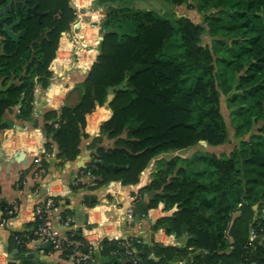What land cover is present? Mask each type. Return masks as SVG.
<instances>
[{
  "label": "trees",
  "instance_id": "16d2710c",
  "mask_svg": "<svg viewBox=\"0 0 264 264\" xmlns=\"http://www.w3.org/2000/svg\"><path fill=\"white\" fill-rule=\"evenodd\" d=\"M120 0H99L107 6L105 38L88 77L71 90L61 111L45 114L48 141L45 154L75 161L81 154L87 115L114 98L110 120L101 127L91 148L93 161L82 172L92 174V189L112 182L137 185L151 162L170 151L225 145L229 131L222 114L221 97L228 96L230 119L241 141L229 155L205 154L201 172L188 170L189 160L160 159L152 183L141 190L150 208L177 207L171 217L157 221L155 231L186 237L184 247H153L142 239L102 242L95 253L112 264H130L123 243L135 249L141 264H166L183 260L189 264H264V0H165L173 6L187 5L203 16L201 23L177 15L170 19L153 10L120 5ZM43 14L27 18L25 11L17 31L19 41L0 35V134L12 122L7 113L19 107L18 119L32 121L35 89L50 87V66L60 38L71 28L76 11L70 0H31L29 7ZM204 37L211 40L205 45ZM58 119L59 127L50 122ZM114 146H102L104 139ZM107 165V166H105ZM47 168L46 160L37 171ZM77 182V181H76ZM80 183L74 190L84 188ZM56 205L66 202L54 198ZM13 207L2 203L4 212ZM18 211V210H17ZM18 213V212H17ZM64 218L73 216L69 210ZM187 232L183 233V227ZM251 230L258 234V249L247 254ZM14 239L23 238L13 233ZM23 241V240H22ZM89 250L74 232L62 253L65 259L76 250ZM53 251V249H51ZM28 254L21 248L20 255ZM154 254L159 262L150 259Z\"/></svg>",
  "mask_w": 264,
  "mask_h": 264
},
{
  "label": "crops",
  "instance_id": "0c3cea01",
  "mask_svg": "<svg viewBox=\"0 0 264 264\" xmlns=\"http://www.w3.org/2000/svg\"><path fill=\"white\" fill-rule=\"evenodd\" d=\"M141 1L144 5H137L138 9L147 8L150 10L156 9L153 6L157 4V1L162 0ZM171 7L174 12L186 10L187 13H183V15L188 17H190L189 13H194V10L189 11L186 5L180 7L171 5ZM61 40L62 36L60 43ZM63 43L69 45L66 38ZM70 45L72 46V44ZM86 58H83L82 61H85ZM65 65L54 64L58 74L57 77L53 74L50 87L47 89L40 85L36 87L34 100L36 114L33 120L18 119L19 107H15L6 115L7 119L12 122V126L1 129L0 198L2 203L7 206H17L18 215L15 219L16 230L11 231L9 228L0 227V264H76L72 258L65 259L62 253L51 251L50 245L39 244L36 241L34 210L37 204H43L48 198L66 200L67 203L62 202L60 204L58 214L62 215L63 212L69 210L73 215L70 217L75 220L72 228L67 229L61 220L57 217L53 218V231L63 241L67 242L69 233L74 232L79 237H83L88 246L94 247L102 245L105 239L109 241L128 240L130 238L142 239L144 244H148L150 247L156 243L165 246L172 245L171 236L160 230L155 231L153 226L158 220L171 217L176 212L177 207L167 211L164 205L160 204L157 208L146 210L141 220L136 218V213L135 221L128 222L125 218L132 208L135 212L139 204L148 203V196L141 193V190L152 183L157 169L156 162L160 159L170 160L175 157L189 159L182 156V153L194 147L170 151L156 158L140 176L137 185L123 186L120 182H112L99 189H92L93 185L88 184L89 180L81 178V171L93 161L95 149L91 148V144L95 137L100 136L102 125L111 119L113 112L110 107L106 104L102 107L98 106L92 114L87 115L85 132L90 138L83 140L81 154L75 161L58 159L56 157L58 153L56 144L52 146L53 154L44 155L48 138H45L41 131L34 128L35 120H39L40 127L46 126L47 128L45 114L49 111H61L65 107V99L68 93L76 87L80 77L89 75V72H86L82 67H65ZM51 71L53 72V69ZM58 122V119H54L50 123L57 124ZM102 146L111 148L114 146V141L105 138ZM21 152L27 154L26 163L13 162V157ZM43 160H46L47 168L42 170L45 175L41 177L37 171L42 167ZM76 181L83 183L84 188L74 190ZM14 232L23 234V243H19L17 238L14 239ZM174 239L179 247H184L187 241L185 237L177 238L174 236ZM23 247L28 250V254L24 256L20 255ZM81 254L88 255L89 250L85 247ZM28 255L34 256L29 260L30 263H27ZM152 256L155 258V262L160 261V258L154 254ZM108 262L111 261H104L98 255L95 261H88L83 264ZM166 264H189V262L176 260Z\"/></svg>",
  "mask_w": 264,
  "mask_h": 264
},
{
  "label": "built area",
  "instance_id": "2783aa9c",
  "mask_svg": "<svg viewBox=\"0 0 264 264\" xmlns=\"http://www.w3.org/2000/svg\"><path fill=\"white\" fill-rule=\"evenodd\" d=\"M85 13V12H84ZM96 38L99 41V35L96 34ZM67 39L69 42V56L63 57V61L66 63L65 67L72 66V67H82L80 64L83 60L82 54L88 53L89 60L91 61L90 67H82L86 72H90L94 63H95V56L90 55V53H95V36L92 38V41L83 42L81 43L79 40L72 37L70 34H67V32H64L62 34V40L59 44L56 58L54 59L53 63L50 66V71L53 69L54 76L57 77L58 71L56 68H54V63L56 60L60 57V51H61V45L63 43L64 39ZM94 40V41H93ZM72 44V46L70 45ZM94 47L92 50H88L87 48ZM76 49V50H75ZM75 52L76 55V61L74 62L72 59V54ZM71 54V55H70ZM56 128L59 127V124L55 125ZM45 154V153H44ZM81 178H87L89 180L88 184H91L92 181V174L90 171L88 172H82ZM80 185V182L77 181L74 183L75 187H78ZM165 207V206H164ZM60 209V206L56 205L54 198H48L43 204H37L34 210V223H35V236L36 241L39 244H48L51 246L54 252L63 253L65 250L66 241H63L59 239V237L54 233L53 226H52V220L53 218L57 217L59 220H61L63 226L67 229H71L74 224V218L73 217H66L64 218L61 214H58ZM17 206H14L12 209H10L8 212H4L2 209V201L0 198V227L9 228L11 231L16 230L17 225L15 223V219L17 218L18 211ZM128 222L135 221V212L132 208L127 214L125 218ZM161 232L164 234H167L164 229H160ZM168 235V234H167ZM171 236V242L172 245L170 246H178L175 243L174 236ZM19 243H23L22 239L17 238ZM258 241V234L251 230L249 242L247 245V254L253 255L257 249L258 246L256 242ZM161 244V243H159ZM123 247L126 249V254L129 256L130 264H141V259L139 258V255L137 254V251L135 249H131L127 242H124ZM89 254L88 255H82L81 251L76 250L73 255L70 256L74 260L76 264H83L93 259V255L95 253H100L103 251V246L99 245L98 247L89 246Z\"/></svg>",
  "mask_w": 264,
  "mask_h": 264
},
{
  "label": "rangeland",
  "instance_id": "374dc122",
  "mask_svg": "<svg viewBox=\"0 0 264 264\" xmlns=\"http://www.w3.org/2000/svg\"><path fill=\"white\" fill-rule=\"evenodd\" d=\"M144 1H148V0H144ZM190 1L192 4L195 3V0H190ZM119 2L120 5L121 4L123 5L125 3L127 6L136 9L139 8L138 6L144 5L141 3L142 2L141 0H120ZM146 4L148 3L146 2ZM70 5L76 11V19L71 24V28L69 31H67V34H70L72 37L79 40L81 43L88 42L89 40L92 41V38L95 36V63H96L98 56L100 54V45L101 42L103 41L101 39V35L105 34L104 22H106L107 20L108 8L106 5L100 6L99 0H70ZM153 7H156V9H150V10L156 11L160 15H165V17L168 19L172 18L174 14H177L179 16V15H183V13H187L186 10L174 12L173 11L174 9L171 7V5L167 4L164 0L157 1V4ZM141 9L148 10L147 8H141ZM189 16L196 23H201L203 21L202 14H200L197 10H194V13H189ZM96 34L99 35V41L96 38L97 36ZM203 42L205 45L211 44V40L208 37H204ZM87 49L93 50L94 47H89ZM75 52L76 51H74V53L72 54V59L74 62L76 61ZM90 54L94 56V53H90ZM65 56L68 57L69 53L66 52ZM88 56H89L88 53L82 54L83 58L86 57L88 58ZM87 77H80V79L77 81V84L84 82ZM228 98H229L228 96H224V95L221 97L222 114L224 115L229 131L228 142L224 146H219V147H213V146H209L206 143H200L196 147L188 149L187 151L183 152L182 156L189 158L187 159L189 160L188 163L185 165V167L188 170L195 172L203 171L205 169V166L200 162V158H202V156H204L205 154H215L217 156L229 155L236 147L240 145L241 141L246 140L248 138V136H245L242 139H238L236 137L235 131L233 130L231 125V119H230L231 110L228 108V102H227Z\"/></svg>",
  "mask_w": 264,
  "mask_h": 264
},
{
  "label": "water",
  "instance_id": "95a60500",
  "mask_svg": "<svg viewBox=\"0 0 264 264\" xmlns=\"http://www.w3.org/2000/svg\"><path fill=\"white\" fill-rule=\"evenodd\" d=\"M29 0H17V2L15 1H12L11 4L9 6H6L5 8L1 9L0 10V15L3 16L4 14H9L10 12H13L15 11V9H26L27 12H28V18H30L32 15H37L39 16V18L41 19L42 15H39V13H37L36 11V8H27V6L25 5V2H28ZM10 18H3L0 22L2 23L4 20H8ZM20 23V20H17V22L15 24H12V25H6L2 30H0V33L2 32H7L8 34V37L13 40V41H18L21 37L24 36L25 34V31H22L21 33H16L14 31V29L19 25ZM106 22H104V25H105ZM105 38V34H102L101 35V39L103 40ZM114 98V95L111 94L108 96V100H107V103L106 105L109 106L111 101L113 100ZM65 107H68L65 105ZM34 128L38 131H41L44 135L45 138H48V134L46 132V126L44 127H40L39 126V120H35L34 122ZM202 143H205V142H202ZM27 154L24 153V152H21V153H18L16 154L14 157H13V162H17V163H26L25 162V158H26ZM92 163L95 165L97 164L95 161H92ZM84 165V162L82 163ZM107 166V165H105ZM150 209V205L148 203H141L139 204L137 207H136V210H135V213H136V218L138 220H141L142 217L144 216V213L146 210H149ZM187 226H184L183 227V233H186L187 232ZM105 242L108 241V239H105L104 240ZM34 256L33 255H28L27 258H28V261L27 263H30V259H32ZM152 260H155V258L152 256L151 257ZM31 264V263H30ZM102 264H112L111 262H108V263H102Z\"/></svg>",
  "mask_w": 264,
  "mask_h": 264
},
{
  "label": "flooded vegetation",
  "instance_id": "af4514ba",
  "mask_svg": "<svg viewBox=\"0 0 264 264\" xmlns=\"http://www.w3.org/2000/svg\"><path fill=\"white\" fill-rule=\"evenodd\" d=\"M12 1H14V2L16 1V2H17V0H0V10L3 9V8H5L6 6H9V5L11 4ZM30 2H31V0H29L28 2H25V5L27 6V8H36L37 13H39V12H38V7H37V6H35V7H29ZM22 10L25 11L26 16H27V18H28V12H27L26 9H20V10L15 9V11L10 12L9 14H4L3 16L0 15V21H1L3 18H10V19H8V20H4L2 23L0 22V30H2L6 25H12V24H15V23L17 22V20H20L19 25L14 29V31H15L16 33H18V34L21 33V32H22L21 30L17 31V29H18V28L20 27V25H21V18L18 17V16H16V15L18 14L19 11H22ZM39 15H42V17H43V14H41V13H39ZM33 16H37V15H32L31 17H33ZM31 17H30V18H31ZM37 17H38L39 20L42 19V17H41V19L39 18V16H37ZM0 35H6V36H8L7 32H2V33H0ZM19 40H20V39H19ZM19 40H18V41H19Z\"/></svg>",
  "mask_w": 264,
  "mask_h": 264
},
{
  "label": "bare ground",
  "instance_id": "6f19581e",
  "mask_svg": "<svg viewBox=\"0 0 264 264\" xmlns=\"http://www.w3.org/2000/svg\"><path fill=\"white\" fill-rule=\"evenodd\" d=\"M64 41H65V39H64ZM69 49H70L69 45L63 43L62 46H61V51H60V57L61 58H58L54 64H58V65H63L64 64L65 65V62L63 61V57H66L65 53L68 52ZM94 56H95V53H94ZM80 65L82 67H90L91 66V61L89 60V58H87L85 61H82Z\"/></svg>",
  "mask_w": 264,
  "mask_h": 264
}]
</instances>
